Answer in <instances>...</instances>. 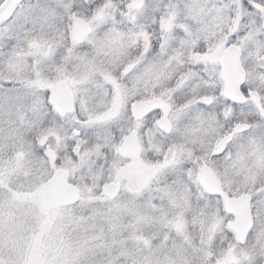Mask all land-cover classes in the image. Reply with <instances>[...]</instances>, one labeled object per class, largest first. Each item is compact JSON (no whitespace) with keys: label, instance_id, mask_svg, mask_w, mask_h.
I'll return each instance as SVG.
<instances>
[{"label":"snow or ice","instance_id":"6c2138e0","mask_svg":"<svg viewBox=\"0 0 264 264\" xmlns=\"http://www.w3.org/2000/svg\"><path fill=\"white\" fill-rule=\"evenodd\" d=\"M0 264H264V0H0Z\"/></svg>","mask_w":264,"mask_h":264}]
</instances>
